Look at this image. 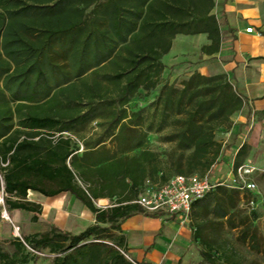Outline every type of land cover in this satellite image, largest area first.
Wrapping results in <instances>:
<instances>
[{
    "label": "trees",
    "instance_id": "16d2710c",
    "mask_svg": "<svg viewBox=\"0 0 264 264\" xmlns=\"http://www.w3.org/2000/svg\"><path fill=\"white\" fill-rule=\"evenodd\" d=\"M214 7L215 0H0L5 208L35 223L42 207L27 200L29 192L68 194L94 217L77 235L50 225L22 238L29 249L52 255L51 264H134L118 233L135 215L159 217L134 203L145 181L203 176L214 166L221 152L215 133L229 128L242 96L223 73L194 72L179 88L162 83L163 58L177 36L205 35L201 55L218 53ZM150 135L167 147L153 150ZM246 150L236 153L233 174ZM238 194L216 186L192 204L201 264H240L235 250L213 248L221 228L245 223L236 222ZM98 200L109 205L99 208ZM14 239L11 253L0 243V264H29L37 255Z\"/></svg>",
    "mask_w": 264,
    "mask_h": 264
},
{
    "label": "crops",
    "instance_id": "0c3cea01",
    "mask_svg": "<svg viewBox=\"0 0 264 264\" xmlns=\"http://www.w3.org/2000/svg\"><path fill=\"white\" fill-rule=\"evenodd\" d=\"M213 14L218 22L221 33L219 51L217 54L211 56L198 55L200 56L199 61L201 64L191 65L188 76L194 72H198L203 76L223 73L228 77L238 94L242 96L244 102L243 108L232 119L233 124L229 134L235 136L239 143L235 153L242 146H246V151L250 152L253 156V159L248 158L244 161V165H248L252 169V172L247 176L248 180L254 183L252 179L256 176V184L254 183L256 192L251 194L239 191L238 194L239 215L236 222L240 224L241 221H245V223L235 229H228L226 226L221 228V237L217 241L219 245L213 248L230 249L227 241L222 239V235H226L228 232H237V242L241 246H245L252 251L257 250L258 252L260 250L261 239H259V232L255 227L257 215L253 212L259 206H264V189H262L261 183V181H264V8H262L261 0H215ZM248 28H252L253 32L246 33V29ZM179 37L193 38V40L200 39L202 41L200 48L209 44L205 35L177 36L175 40ZM171 51L167 55L174 52ZM231 172L232 168L227 179L231 176ZM219 183L226 184L224 182ZM223 187L232 189L226 186ZM37 195L40 198L41 195ZM64 195L68 194H61L44 201L40 198L39 201L32 202L42 207L41 215L43 217L49 215V210H54L55 206L53 204L55 198ZM251 200L255 203L253 209L248 206V202ZM74 201L77 205V200L74 199ZM106 201L98 200L97 202L102 203ZM242 205H244L247 212L242 211ZM85 212L91 216L92 225L94 223L93 215L86 209ZM23 213L19 211L11 212L10 223H8L12 227L19 225L24 232V237L46 232L49 230L50 225L67 231L65 229L67 217L62 218L61 216H57L49 222L50 224L47 229L31 233L29 232L31 226L40 224L43 222V219L40 217L37 222L33 223L31 221L32 216ZM252 214L255 215V218H252ZM23 215L29 216L28 225L25 227L22 224L24 220ZM61 220L63 222H59ZM197 223L195 215L191 211L189 220L186 223H180L179 219L175 216L150 217L135 215L121 225L118 235L124 237L126 255L136 264H189L188 256L190 249L194 247L200 250L198 242L194 243L192 241L193 227ZM249 225H251L250 232H248L249 236L244 242L239 241L243 230ZM204 234H209L208 228L204 230ZM0 240H4L8 244L15 242L14 237L12 238L11 236L8 224L4 221L0 223ZM195 262L196 264H201L200 255L198 259H195Z\"/></svg>",
    "mask_w": 264,
    "mask_h": 264
},
{
    "label": "rangeland",
    "instance_id": "374dc122",
    "mask_svg": "<svg viewBox=\"0 0 264 264\" xmlns=\"http://www.w3.org/2000/svg\"><path fill=\"white\" fill-rule=\"evenodd\" d=\"M219 7V5H217ZM202 41L200 39L193 40V38H185V37H179L174 42V47L171 52L172 54H169L163 58V64L165 66V72L162 77V83H167L169 85H174L176 88H179L180 83L187 79L189 69L191 68V65L195 64H201L200 56L201 53L199 51L200 45ZM200 53V54H199ZM200 55V56H198ZM220 74V73H219ZM148 100L147 102H138L135 106L145 107L149 104ZM235 118V117H234ZM233 118V119H234ZM232 124L229 126V128H222L216 131L215 133V140L221 144V152L220 156L216 159L214 166L211 168L209 167L207 171L209 172V177L212 183L216 184L219 182L228 183L227 176L231 171V168L235 164V150L238 146V141L235 136H233L230 133V130L232 128ZM151 148L156 151H161L167 147V145L161 144V142L158 140V136L150 135L149 137ZM252 154L250 152H246L242 162L246 159H253ZM206 171V172H207ZM205 172V173H206ZM201 174H204L201 173ZM253 177L252 181L255 183V178ZM227 181V182H225ZM262 183V189H264V181H261ZM256 184V183H255ZM40 198L44 201L48 198L41 197ZM39 196L36 193L29 192L27 195L28 201H39ZM58 201V202H55ZM74 199L69 195H64L59 198H55L53 206H55L54 210H49V215L42 217L43 222L40 224H37L36 226H31L29 232L38 231L41 232L48 228L49 222L58 217H67V224H66V230L73 234L77 235L80 234L82 231L85 230V228L89 225H91L92 218L90 215L85 212V208L80 204V202L76 201L78 204L76 205L74 203ZM95 205L99 208L106 207L109 205V203L102 202L98 203L95 202ZM5 208V205H4ZM242 211L247 212V210L244 208V205H242ZM6 209V208H5ZM3 207L0 206V223L2 221L6 222L9 226V229L11 231L12 238L14 237V231L13 227L8 223V221H5L1 219V213H2ZM7 211V210H6ZM58 212V213H57ZM9 218L11 217V212H8ZM257 215V219L255 220V227L257 231L259 232V239H261L260 244V250L258 252L252 251L250 249H247L245 246H241L237 241L238 238L237 232H228L226 235H222V239H225L230 247V249H225V251H231L232 249L236 251V260L240 264H264V206H259L258 209L253 212ZM26 214V213H23ZM27 215V214H26ZM26 215L24 216V220L22 221V224L25 226L28 225V217ZM39 217V219H40ZM47 217V218H46ZM38 219V220H39ZM12 220V219H11ZM58 221V220H57ZM59 222H63L62 220ZM34 223V222H33ZM19 229V236L21 238H24V232L22 231L21 227L18 225H14ZM1 241V246L4 250L8 252H13L14 248L12 247V244L5 243L4 240ZM222 250V249H221ZM199 249H195L192 247L189 251V264H196L195 259H198L199 257ZM124 258L129 261L125 256ZM129 258V257H128ZM53 259L52 255H39L36 256V258L32 259L29 264H51ZM131 260V258H129Z\"/></svg>",
    "mask_w": 264,
    "mask_h": 264
},
{
    "label": "built area",
    "instance_id": "2783aa9c",
    "mask_svg": "<svg viewBox=\"0 0 264 264\" xmlns=\"http://www.w3.org/2000/svg\"><path fill=\"white\" fill-rule=\"evenodd\" d=\"M252 32V28L246 29V33ZM209 172L203 176L176 175L168 179L163 184L145 181L141 193L134 203L137 204L146 214L175 216L179 219L180 223H186L189 220L192 204L195 201L204 198L216 186H226L251 194L256 192V186L254 183L250 182L247 177L252 172V169H250L248 165L239 167L236 174L231 172V176L229 177L227 184L212 183L209 177ZM4 196L3 184L0 182V206L3 207L1 219L10 222L8 213L4 208ZM248 206L253 209L255 207L254 201H249ZM13 231L14 237L19 239L24 244L22 238L18 234L19 229L13 226ZM25 247L28 251H31L37 256L42 255L33 252L26 245ZM124 256L131 261L127 255L124 254Z\"/></svg>",
    "mask_w": 264,
    "mask_h": 264
}]
</instances>
